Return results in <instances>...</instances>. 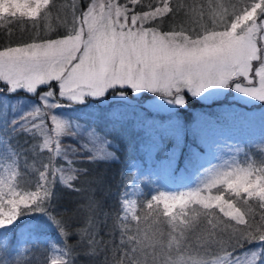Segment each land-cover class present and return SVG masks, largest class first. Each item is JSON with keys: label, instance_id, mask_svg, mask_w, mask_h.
I'll return each instance as SVG.
<instances>
[{"label": "snow or ice", "instance_id": "6c2138e0", "mask_svg": "<svg viewBox=\"0 0 264 264\" xmlns=\"http://www.w3.org/2000/svg\"><path fill=\"white\" fill-rule=\"evenodd\" d=\"M138 3L142 0H81L77 7L73 0L65 5L72 9V21L62 38L37 37L0 51V80L10 94L23 90L35 96L39 86L48 88L39 95L43 109L30 101L32 110L22 121L14 119L10 131H42L44 140L38 146L49 153L39 161V167L35 161L33 165L25 163L31 172L38 173L34 190H29L32 183L17 180L20 153L11 148L6 135L0 136L4 148L0 151V248L6 247L9 226H15L22 216L42 213L63 238L62 246L56 241L49 243L44 264H74L75 249L67 243L72 234L70 226L48 208L58 174L61 185L79 191L72 182L87 169L74 167L78 161L70 159L69 153L76 156L78 150L63 149L59 141L65 134L74 138L82 134L85 126L70 123L71 118L58 119L53 113L52 135L47 134L45 110L63 107L60 101L84 105L88 97H104L109 90L126 101L131 90L136 94L159 93L169 106L186 107L182 95L186 89L205 101L226 94L209 90H234L239 95L233 99L240 103L264 102V0L245 2L242 8L225 0H209L206 9L193 6L186 11L187 6L180 4L179 10L198 27L169 31L159 25L167 14L177 12L170 0L150 2L147 11L128 6L134 8ZM54 4L55 0H0V21L26 23L27 18L34 29H39L41 20L50 19ZM206 15L211 17V26L203 23ZM52 82L58 85L59 97ZM7 108L5 104V115ZM165 110L175 112L174 107ZM224 111L230 118L235 116L234 109ZM137 123L145 133L141 150L149 161L148 183L155 187L150 189V198L146 195L140 214L135 201L122 193L124 215L117 220L121 239L111 264H264V160L257 164L249 158L246 165L242 164L237 156L243 149L236 145H217L213 153L208 131L197 126H192L191 142H186L185 129L176 120L160 122L138 116ZM209 127L216 130L215 122L210 121ZM87 136L90 143L99 144L101 138L95 129H87ZM168 137L174 140L171 146L164 143ZM201 145L208 149L204 156L198 151ZM36 147L32 150L40 155L35 153ZM80 150L89 151L88 143H81ZM93 152L89 157L93 162L115 158L102 146ZM158 152L163 153L160 160L154 159ZM181 156L184 170H191L196 177L194 186L170 190L151 179L160 173L171 174ZM58 157L64 158L67 168L57 166ZM139 182V176H134L126 191ZM129 214L134 225L128 223ZM87 224L75 234L81 243L87 240L88 254L95 255L100 242L91 231V216ZM253 242H257L254 247L237 254V248ZM0 264L11 261L0 260ZM105 264H109L107 258Z\"/></svg>", "mask_w": 264, "mask_h": 264}, {"label": "trees", "instance_id": "16d2710c", "mask_svg": "<svg viewBox=\"0 0 264 264\" xmlns=\"http://www.w3.org/2000/svg\"><path fill=\"white\" fill-rule=\"evenodd\" d=\"M205 0H170L177 12L174 14H167L160 23V28L163 31L172 30L174 27L179 29L181 27L193 28L185 25L186 20L190 18L185 16L184 11L179 10V5H186V9H191L193 6L200 8L201 6L207 7L204 3ZM79 5L81 0H78ZM90 2V0H89ZM126 2V0H125ZM155 0H142L134 8L128 5L134 11H140L141 8L147 11V5ZM244 6V5H243ZM184 15V16H183ZM19 19V18H17ZM27 20V18H24ZM151 22H149L150 24ZM21 23H7L0 21V50L7 48L5 46L6 34L11 33L12 36H19L20 39L17 44L23 43L25 38L23 34L28 33L27 30L19 28ZM211 26V24H207ZM148 26V25H146ZM11 37V36H9ZM7 44V45H8ZM15 46H18L15 44ZM11 47V46H9ZM57 97L58 88L55 82H52ZM46 86H39V93L32 95L25 93L23 90H18L15 94L8 92L6 83L0 80V136H5L9 139L11 148L20 153L18 156L17 178L18 183L28 184L32 183L29 190H34V181L38 178V173L31 172L29 168L25 167V163L33 165L34 161L36 166L39 167V161L45 159L49 153L46 149H41L38 145L43 143L44 135L42 131L35 130L33 133L18 131L12 133V121L14 119L21 120L32 110L30 101H34L36 105L43 109V103L39 99V95L47 91ZM225 95L218 98L203 101L193 97L187 90L182 91L187 106L175 107V112L159 113L150 111L144 106V102L150 98H161L159 93H150L142 91L139 94H131L128 90L127 99L133 100V104L119 100L118 103H112L111 96L117 95L116 91L109 90L104 97L92 98L88 97L84 105H69V102L60 101L64 104L59 109L45 110L48 115L44 117V131L52 135L51 129L53 128L51 116L53 113L57 114L58 119L69 120L70 123H79L85 126V131L73 137L72 134H65L60 137L61 148L70 150L76 148L78 153L76 156L69 157L72 160L78 161L73 166L76 168L87 169V173L78 176L77 180L73 181V185L79 191H75L59 183V174L57 175V183L55 185V196L48 208L49 213L55 215L57 219H63L70 226V234L67 237V243L74 246V253L72 259L74 264H105L106 258L111 264L113 252L115 247L120 244L121 234L117 226L118 218L123 217L124 213L121 210V197L122 193H126V198L130 201H135L137 213L140 214L143 204L146 202L145 197L150 198V189L155 185L148 183L147 170L144 168L149 166L146 153L141 150V143L144 139L145 133L141 127L138 126L137 117L146 116L150 119H155L160 122L169 120H176L180 126L185 129V140L191 142V128L197 126L201 129L210 130L209 122L214 121L216 126H223L221 112L227 109H234L235 113H242L246 117V125H238L240 132L249 133L248 130L264 131V124H262L263 114L252 113L257 111L264 102L257 104L245 105L239 103L231 97V90H224ZM162 99V98H161ZM99 101H104L106 104L100 105ZM7 104V113H4V105ZM116 104V105H115ZM15 109V111H14ZM75 109V111H74ZM252 110L249 115L245 111ZM115 114H119L117 117ZM35 123H40L36 120ZM114 124V125H113ZM122 124L117 129V125ZM5 127L8 132L5 133ZM31 127V125H29ZM107 127L106 130L114 129V132H103L102 129ZM87 129H95L101 138L98 145H94L88 141ZM119 131V132H118ZM108 140L110 144H104L103 141ZM141 140V142H139ZM256 141V140H255ZM244 142L240 148L243 149L237 156V159L245 164L249 162V158L259 164L264 160V145L261 141ZM81 143H88L89 151L83 152L80 150ZM164 143L171 146L174 140L168 137ZM35 155L33 152V146ZM102 146L108 152L114 153V159L96 160L93 162L89 159L94 155L93 149ZM55 144H53V148ZM0 151L4 148L0 146ZM159 154L156 153L154 159L159 160ZM183 156L180 158L179 166L183 170V175L186 182L182 185L170 188V190H186L184 186H194L196 177L191 170H184L181 165ZM57 166L67 168V163L63 157H58L56 161ZM137 165L138 167H132ZM146 166V167H145ZM155 168V165H152ZM42 170V169H41ZM3 169L0 168V173ZM136 174V175H134ZM134 176H139L140 182L134 183L129 186L126 191L125 186ZM151 179L157 182L156 177L152 176ZM90 202L92 207L89 208ZM92 217L91 231L95 232V240L100 242L96 246L95 255L88 254L87 240L81 243V237L75 234L76 229L87 227L88 218ZM128 223L134 225L135 221L131 220V215L128 216ZM35 227H28L29 225ZM56 241L58 246H62L63 238L59 236V230L50 224L42 213H33L30 216H22L15 223V226H9L6 236V247L0 248V260L11 261V264H44L45 258L49 256V243ZM257 242L252 244L245 243L242 248H237L236 252L243 255L246 249H250L256 245ZM231 251V249H229Z\"/></svg>", "mask_w": 264, "mask_h": 264}, {"label": "rangeland", "instance_id": "374dc122", "mask_svg": "<svg viewBox=\"0 0 264 264\" xmlns=\"http://www.w3.org/2000/svg\"><path fill=\"white\" fill-rule=\"evenodd\" d=\"M73 2V0H55V4L52 8L51 14H50V19L48 20H41L40 21V26L39 29H34L32 26V22L30 20H26V23H21L19 24V28L20 29H25L27 30L28 33L23 34L25 38V41H22L23 43L21 44H17L16 42L19 41L20 39L18 38L19 36H12L11 33L6 34L5 37V43L6 42H11L10 44H6L5 46L9 47H18L21 46L24 43H30L33 42V39H36L37 37H42V38H53V39H58V38H62L63 35L67 34L68 29L71 27V21H72V9L70 7L65 8V5H70ZM226 3H237L239 4V6L242 8L243 5L245 4V2L247 3H251V0H225ZM77 3V7H79V2L78 0H76ZM205 5L207 6L209 3V0H205L204 1ZM207 7H205L206 9ZM184 16V15H183ZM161 23V22H160ZM203 23L206 24H211V17L207 16L205 17V20L203 21ZM162 24V23H161ZM185 25H189L191 27H198V25H193L189 20H186ZM11 36V37H9ZM36 42H39V39L36 40ZM18 45V46H15ZM4 49H1L0 51H2ZM58 88V85H57ZM209 91H224V90H209ZM231 97H235L239 94H236L234 92V90H231ZM133 95H136V93H132ZM191 94V93H190ZM58 95H59V91H58ZM203 95V94H202ZM197 99L202 100L200 97H195ZM218 98V97H216ZM110 99L113 100V104L114 103H118L120 99V97L118 95H114L111 96ZM123 102H129V104H133L134 101L133 100H129L127 99L122 100ZM205 101V100H203ZM237 101V100H236ZM239 102V101H238ZM259 101H254L253 103H249V104H245V105H250V104H257ZM240 103V102H239ZM98 104H106L104 101H99ZM144 106L150 110V111H155V112H159V113H167L168 111H166L165 109L169 108V107H177L179 105H173V106H169L167 104V100L166 99H161V98H157V97H153L148 99L147 101H145ZM243 104V103H242ZM116 105V104H115ZM250 111H245L246 114L249 115ZM252 113H257L258 115L261 113L264 115V105H261L260 108H258L257 111H252ZM221 116L224 117V119H222V124L223 126H216V130H207L208 131V135L211 141H213L212 143V151L213 153H215L217 145L223 147L224 145H236V146H241L244 142L250 141V137L253 138V142L256 141H261L264 145V131H260V130H248L249 133L244 132L243 130L240 132V129H242L241 127H238V125L244 126L246 125L245 122H243V120L246 121V117L244 118L242 113H235V116L230 118L228 115H226L225 111L223 110L221 112ZM114 125V124H113ZM119 126H123L122 124H118L116 127L117 129L119 128ZM115 127V128H116ZM110 129V130H106L107 127H105L104 129H102L103 132H114V129ZM116 131V129H115ZM119 132V131H118ZM255 141V142H256ZM141 142V140L139 141ZM198 151L200 152L201 156H204L206 152H208V149H206L203 145L200 146V148L198 149ZM225 155H228V153L226 152ZM163 158L162 154H159V160ZM214 163L216 161H213ZM182 166H184V162L182 161L181 163ZM146 167V166H145ZM149 166L144 168V170H148ZM136 175V174H134ZM156 177L157 180V184L163 185L166 189H170L179 185H182L186 182L185 177L183 175V171L181 170L180 166L178 165L177 167H175L171 174H165V173H160L158 175H154Z\"/></svg>", "mask_w": 264, "mask_h": 264}]
</instances>
